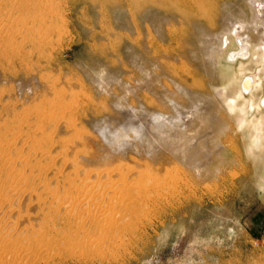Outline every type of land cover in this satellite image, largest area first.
Wrapping results in <instances>:
<instances>
[{"label":"rangeland","instance_id":"374dc122","mask_svg":"<svg viewBox=\"0 0 264 264\" xmlns=\"http://www.w3.org/2000/svg\"><path fill=\"white\" fill-rule=\"evenodd\" d=\"M176 1L0 0V264H264L259 43L250 40L249 54L235 62L218 59L217 87L226 78L253 81L229 102L231 119L193 59L171 64L181 76L194 74L186 85L209 96L210 113L224 124L213 129L203 154L212 156L211 175L154 158L144 135L138 139L134 127L120 123L119 110L152 101L149 83L155 92L172 89L154 56H175L192 31L188 50L199 54L240 9L250 15L246 0H222L213 25L200 33L176 19L163 22ZM228 50L239 46L233 40ZM250 63L253 70L245 71ZM102 182L118 191L114 199L85 197Z\"/></svg>","mask_w":264,"mask_h":264},{"label":"bare ground","instance_id":"6f19581e","mask_svg":"<svg viewBox=\"0 0 264 264\" xmlns=\"http://www.w3.org/2000/svg\"><path fill=\"white\" fill-rule=\"evenodd\" d=\"M208 1L209 0H180L179 4L175 2V4H178V5H175L173 3L174 5L171 4V5L166 7L165 15L162 16V20H163V22L167 23V20H169V19H171L172 22L176 19V21L178 20L179 23H181L183 25L185 24L186 26L188 25V26L192 27L193 30L197 29L200 31V33L201 32L203 33V30L206 28V26L211 27L213 25L212 21L216 18L217 12H219V14H220V10H221L220 6L222 3V0L211 1L209 3L210 4L209 9L206 10L205 7H206V5H208ZM138 3H140V2H138ZM143 3H145V2H143ZM146 3H147V1H146ZM148 3H147V5H148ZM246 5L250 9L249 10L250 15H248L244 9H240L239 14L236 17H233V18L231 17V18L226 20L227 24L225 26H223V28L220 32L221 36L219 33L213 32L212 34H210V38L212 39L211 42H206V41L204 42L203 41L204 48L202 47L203 50L202 51L200 50L199 54L195 53V51H193V50L192 51L188 50V47L192 45L189 42V39L190 38L193 39V42L195 43V39L193 38L195 33L192 31L189 34V36L183 41L184 46H185V47L183 46V50L180 49L178 51V54L175 53V56H172L173 55L172 54V55H169V57H168L166 53L162 54V56L160 55V53L158 55L154 56L153 59L158 61L157 63H159L161 65L160 68L162 67L160 75L162 77H164L168 82H170V84H172V89L171 88H169V89L165 88L164 90H161L162 92H155L153 87H152V89H150L151 88L150 86H153V85H150V83H149L148 84L149 88L141 86L142 88H147L148 90L146 89V91H149V94L151 96L152 101L149 102L148 105H146V106L141 105V104H139V106L136 105L137 108L139 107L138 110H135L134 108L129 109V107L128 108L126 107L127 110L121 108L122 110H119V113L117 110V108L119 106L118 105L116 108L117 111H115V114L117 115V113H118V116L121 117V119L118 118V116H117V118H115V116L113 115V113H114L113 110L110 111V112H112V114L111 113L110 114L113 116L112 117L113 119L111 117L110 118L113 121H114V119H116V120H118L117 122H119V119H120L121 120L120 123L123 124V126L134 127L133 131H134V134L136 135V137H138V139L140 136L144 135L143 139L141 137L140 138L143 140L142 142H144L142 144H144V146L146 147L145 149H148L149 150L148 152H150L151 148H153V151L158 152V153L156 152L157 155H155L154 158H156L158 160L164 159L171 164H178V165L182 166L183 168H185V170L188 171L189 173L197 175V176L211 175V171L206 168V164L208 161L211 160L212 156L211 157H210V155L204 156L203 154H205L204 152H206L208 150V149L206 150L208 140L210 138L213 139V137H211L213 129L216 126L218 127V126H222L224 124L222 122H220L219 120H216V118H215L216 115L213 114L214 113L213 111H211V107L209 106L210 102H209V99H207V98H209V96L206 95L205 93L203 94L201 92H198L197 90L192 89V87L186 85V83L189 82V80H191V77H193L194 74H191V73L184 71L186 76L183 75V76H185V77H183L180 75V73H178L174 69L175 67L171 66V64L173 61L174 62H175V60L180 61L183 58L184 59H186V58L187 59L188 58L193 59L196 67H199L198 69L203 71L205 73V76H207V78H209V80H210L209 84H210V87L212 88V92L210 94L211 97L216 99V101H217L216 103L220 107L224 108V111L225 110L227 111V115L231 119V115H230L231 110H230V107L228 106L229 102L232 101L234 103L236 98L242 97V95H243L242 93H247L252 88L253 81L250 78H245V79H242V81L239 80V83L236 84V82H233L234 79L227 81V78H226L225 84L217 87L216 86L217 84L214 82L219 81L221 75H223L221 70H220V64L218 61L219 57L225 55L226 58L231 62H235L236 59H238V58H245L247 56V54H249V50L251 48L249 45L250 43L248 44V42L254 41V42H257L261 45V46L258 45L259 48H257V49L261 50L260 54L264 58V0H246ZM135 9H136V7H135ZM209 11L211 12V14H209L210 13ZM162 14H164V13H162ZM222 16L225 17L226 15L222 12ZM204 20L206 21L207 24L202 23V21H204ZM181 28H182V25H181ZM147 29H148V27H147ZM147 32H149V31H147ZM166 34H168V32ZM147 35H149V34H147ZM174 35L172 37H174ZM176 37H175V39H176ZM201 37H202V35H201ZM178 38H179V36H178ZM169 39H173V38L169 37ZM233 40L235 41L236 44H238L239 51L229 52L228 49L230 47V42H232ZM170 42H171V40H170ZM136 43H138V41ZM133 44H135V43H133ZM180 44H179V46H181ZM138 45H136V46L138 47ZM143 45L144 44L141 45L143 47V48L141 47L142 49H144V46H145V45L144 46ZM149 45H150V43H149ZM149 45H147L149 47L148 49H150L151 45L153 48L154 44H151L150 46ZM147 46L145 47L146 49H147ZM157 46L159 47L160 45L157 44ZM154 47H156V46H154ZM148 49H147V52H149ZM159 49H160V47H159ZM159 49H157V50H159ZM165 50H167V49H165ZM154 52H155V50H154ZM156 52H158V51H156ZM187 53H190V57L186 56ZM149 54L152 55L151 52H149ZM169 54H171V53L169 52ZM183 54H184V56H183ZM152 56H151V58H152ZM156 61L154 62V60H153L154 63H156ZM151 68H152V66H151ZM253 68H254V64L250 63L247 67L244 68V70L245 71H251V70H253ZM146 69H145V71H146ZM139 72H141V70ZM150 72H152V71H149V72L146 71V74L150 73ZM151 74H153V72ZM147 77L149 78V76H147ZM181 77H183V78H181ZM157 78L160 79V77H158V76H157ZM144 82H146V81H144ZM150 82H152V81H150ZM142 83H143V81H142ZM136 84H138V86L140 87L139 82ZM136 84H134L135 88L137 86ZM190 84L195 85L194 81L191 82ZM161 89H162V86H161ZM130 91L127 90L128 93ZM133 91H132V93H133ZM143 91H145V90H143ZM130 94H131V92H130ZM207 94H209V93H207ZM135 96L138 97V94ZM178 97L183 98V100H185V104H183V103L179 104L182 101L181 102L179 101V103H177ZM125 99L127 100V98H125ZM117 101H118V99H117ZM141 102H142V100H141ZM144 102H146V101H144ZM134 104H136V101ZM132 105L130 104L129 106L132 107ZM133 107H135V105H133ZM107 108H108V106L107 107H101V110H104L103 113L105 111L106 112L109 111V110H107ZM166 110H168L169 112L171 110L172 115H170L169 113H166ZM106 112H105V114H106ZM210 112H213V113H210ZM110 114H106V115L111 116ZM105 118H106V116H105ZM239 121L240 120L236 119L235 124H237V125L240 124ZM105 125H107V124H105ZM108 125H107V127H109ZM99 126L101 127V125H99ZM100 127H99V129H100ZM108 130H110V129H108ZM209 147H211V146L209 145ZM216 151H217L216 153H219L218 150H216ZM219 151H221V150H219ZM144 153H146V152H144ZM150 156H149V158H150ZM152 159H153V157H152ZM224 160H225V158H224ZM222 162H224V161H222ZM226 162H227V160H226ZM98 165H96V166L98 167ZM92 170L93 169H91V171ZM102 171L108 173L111 170H108V168L104 167L102 169ZM183 173L185 174V172H183ZM87 174H88V172H87ZM103 175H105V174L103 173L102 176ZM121 189H123V188H121ZM121 189H120V191H121ZM108 193H110L111 198L114 199L116 197L118 191L114 190L112 185L109 182L108 183L102 182L101 184H98V186L96 185L95 190L86 194L85 197L89 198L92 196V197L102 198V197H106ZM72 210L74 211L73 208H72ZM85 212L83 213L84 215H80L81 218L83 217L80 221L81 224L84 225V227L81 226L82 228H85L86 226H88L86 224L85 218H87L88 216H90L92 214L91 210H87ZM104 222H105V220H104ZM104 222H102V223H104ZM108 225H109V223H108Z\"/></svg>","mask_w":264,"mask_h":264}]
</instances>
